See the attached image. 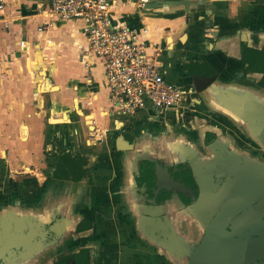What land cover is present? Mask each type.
I'll return each mask as SVG.
<instances>
[{
	"label": "flooded vegetation",
	"instance_id": "1",
	"mask_svg": "<svg viewBox=\"0 0 264 264\" xmlns=\"http://www.w3.org/2000/svg\"><path fill=\"white\" fill-rule=\"evenodd\" d=\"M239 3L246 22L255 20L242 31L245 40L236 59L244 87L239 97L253 99L256 108L247 114L257 125L254 130L264 133V0ZM202 64L195 69L204 74L210 66ZM190 104L195 105V98ZM243 106L245 111L249 105ZM224 115L201 114L207 118L205 125L188 128L157 112L143 119L138 113L131 115L128 121L134 126L127 140L131 148L118 150L121 156L115 159L119 174L112 175L108 190L87 198L66 185L98 184L89 158H69L54 147L51 182L56 183L48 182L43 189V221L50 233L44 253L30 258L35 264H264V143L253 134L245 115L237 119ZM138 123L148 126L141 131ZM183 135L193 143L186 144ZM215 140L225 145L216 149L221 158L211 147ZM184 146L196 152L185 154ZM158 165L167 170L164 175L157 174ZM13 197L9 194L0 203V229L9 224L19 235L17 219H40V209L35 201L29 206ZM167 234L183 247L169 251ZM20 257H14V264H21Z\"/></svg>",
	"mask_w": 264,
	"mask_h": 264
},
{
	"label": "crops",
	"instance_id": "2",
	"mask_svg": "<svg viewBox=\"0 0 264 264\" xmlns=\"http://www.w3.org/2000/svg\"><path fill=\"white\" fill-rule=\"evenodd\" d=\"M188 1V10L184 6L148 10L137 0H116L112 7L114 25L137 29L139 39H146L142 23L150 22L147 38L158 42L161 50L156 62L165 65L166 77L187 93L185 117L162 118L175 117L184 126L201 114L218 117L222 109H215L214 101L228 90L243 93L241 65L229 53H236L237 44L245 40V26L255 24L253 17L246 22L239 0ZM81 30L80 21L53 14L48 0H18L0 18V203L9 194L39 203L45 184L56 183L51 182L54 147L73 158H89L94 178L100 179L94 187L66 185L70 192L82 191L85 198L99 194L119 174L113 157L121 156L118 150L131 148L127 140L134 124L128 121L130 116L113 113L104 63L94 57L83 61L88 41ZM203 61L210 67L201 74L195 68ZM193 73L214 81L197 93ZM203 84L197 79L198 89ZM192 97L195 105L190 104ZM147 111L138 115L147 113L145 117ZM97 158L105 163L97 165Z\"/></svg>",
	"mask_w": 264,
	"mask_h": 264
},
{
	"label": "built area",
	"instance_id": "3",
	"mask_svg": "<svg viewBox=\"0 0 264 264\" xmlns=\"http://www.w3.org/2000/svg\"><path fill=\"white\" fill-rule=\"evenodd\" d=\"M0 0V18L10 3ZM51 11L62 20L82 23V34L88 41L83 61L98 58L104 63L106 83L111 92L114 115L131 116L147 111L149 106L162 116L184 115L185 91L170 81L156 62L160 44L147 38L150 22H143L139 39L137 29L114 25L112 7L116 0H48ZM140 7L152 0H137ZM44 28H40L42 32ZM25 42H21L24 47Z\"/></svg>",
	"mask_w": 264,
	"mask_h": 264
},
{
	"label": "water",
	"instance_id": "4",
	"mask_svg": "<svg viewBox=\"0 0 264 264\" xmlns=\"http://www.w3.org/2000/svg\"><path fill=\"white\" fill-rule=\"evenodd\" d=\"M175 6H184L186 8V10H188L190 8V1H152L150 3H148L146 5V9L148 10H162L164 8H169V7H175ZM240 46L241 44L238 43L237 44V52L235 53V55H231L233 59H240ZM231 48V47H230ZM221 49V48H220ZM232 49V48H231ZM218 50V49H217ZM232 51V50H231ZM194 75V86H195V91L197 93H201L203 92V90H207L208 87L213 83L214 79H205L203 78L201 75H196L195 73H193ZM200 79L201 82H203L204 84H206V86L202 89L199 90L197 87V79ZM211 89V88H210ZM220 93V92H218ZM253 94L255 93L254 91L252 92ZM223 97H212V98H217L219 99V102H215V109L216 107H220V109H222L219 113V115L221 116H225L224 114L229 113V116L232 118H238L239 115H245V118L247 119V121L249 122V127L251 129V131L253 132V134L259 138L263 143H264V133H259L256 132L254 130L255 126H257L255 124V122L253 121V119L247 114V110H254L256 107L252 105V101L253 99L251 97H239V94H236L233 91L228 90L227 93H224L222 95ZM216 100V99H215ZM244 102L249 105L246 110L244 111ZM216 103H218L216 105ZM222 103V105H221ZM218 110V109H217ZM218 114V113H216ZM180 118V117H179ZM178 118V121L180 120ZM206 117H196L195 119H193V123L192 124H188L185 125L187 128L191 127V126H200V125H205L206 123ZM201 120L199 123L198 121ZM179 123V122H178ZM182 125V124H181ZM262 128H264V123H262L261 125ZM183 141L186 142V144L189 145L192 144L193 142L190 141L192 140V138H188L187 136L183 135ZM222 140H215L214 143L212 144L211 147H213L215 153H217L218 157L221 158L222 154H220L219 152H216V149L219 148L218 150H220L221 148L225 147V145H223ZM264 146V144H263ZM181 150H183V153L185 154H189V152L191 150H193L194 152H196L195 148H189V147H182ZM123 151V150H122ZM192 152V153H194ZM144 153V152H143ZM140 157L142 158H146L147 155H140ZM139 158V157H138ZM262 167L264 168V165H262ZM162 168L161 165H158V171L157 174L159 176L164 175V169ZM167 171V170H166ZM166 173V172H165ZM41 203V202H40ZM39 203V215H40V219H33V218H21V219H17V229L19 228L20 230H17L16 232H20V234H15L14 233V227H8L9 224H7L8 226H2V228L0 229V264H14V261L17 259L14 257L17 256L18 254H21L22 257H20L21 262H19V260H17L19 263L21 264H35L34 260L35 259H31L30 257L33 254H38L39 256L41 254L44 253L45 250V241L47 239V236L50 233V230L46 229V227L44 226V218L46 219V209L43 207L44 205ZM6 221H10L11 220H6ZM43 221V222H42ZM12 224V223H11ZM10 224V225H11ZM10 228H12V231L10 230ZM150 228V227H149ZM150 233L154 234V230H151V228L149 229ZM18 236H20V239H17ZM168 236V237H167ZM167 238H169V240L167 241V248L169 249V251L174 252L180 248H182L183 246H181L176 240L173 239V237H171L169 234L166 235ZM16 261V263H17Z\"/></svg>",
	"mask_w": 264,
	"mask_h": 264
},
{
	"label": "rangeland",
	"instance_id": "5",
	"mask_svg": "<svg viewBox=\"0 0 264 264\" xmlns=\"http://www.w3.org/2000/svg\"><path fill=\"white\" fill-rule=\"evenodd\" d=\"M147 112L150 113V114H152V112H155V111L153 110V108H152L151 106H149V109H148ZM145 114H147V113H141V114H139V117H138V118H142V119H143ZM200 121H201V120H199L198 123H199ZM144 126L146 127V126H148V124H144ZM157 127H158V125H155V128H156L155 132H157V135H158V131H159V130H158ZM113 143H114V142H112V145H113ZM113 158H114V159H117L116 157H113ZM91 160L94 161L95 159H91ZM101 162H102V163H105L104 160L99 159V158H97L96 161H95V163H96L97 165H99V163H101ZM97 170H99V169L97 168ZM109 176H110V175H108L107 178H108ZM84 187H85V186H84ZM83 190H84V189H83ZM42 192H44V193H42L41 197L39 198V200H40L39 203L41 202L40 204L45 205V203H44V195H45L46 191L43 190ZM78 192H81V191H76V194H78ZM27 204L30 206L29 203H27ZM80 208H81V206H80Z\"/></svg>",
	"mask_w": 264,
	"mask_h": 264
},
{
	"label": "trees",
	"instance_id": "6",
	"mask_svg": "<svg viewBox=\"0 0 264 264\" xmlns=\"http://www.w3.org/2000/svg\"><path fill=\"white\" fill-rule=\"evenodd\" d=\"M68 157L71 158L70 155H69ZM78 158L81 159L80 157H77V158H75V159H78ZM73 160H74V159H73ZM70 166H71V165H70ZM79 170H80V172H81L82 174L85 173V170H83L82 167H79Z\"/></svg>",
	"mask_w": 264,
	"mask_h": 264
},
{
	"label": "bare ground",
	"instance_id": "7",
	"mask_svg": "<svg viewBox=\"0 0 264 264\" xmlns=\"http://www.w3.org/2000/svg\"><path fill=\"white\" fill-rule=\"evenodd\" d=\"M198 81H201L199 78H198ZM204 86L206 85V84H203ZM202 89V88H201ZM201 89H199V90H201ZM130 147V146H129Z\"/></svg>",
	"mask_w": 264,
	"mask_h": 264
}]
</instances>
